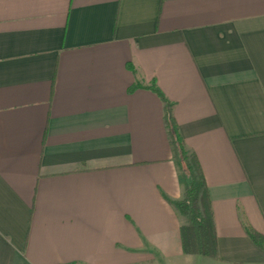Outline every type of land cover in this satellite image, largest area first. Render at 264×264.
I'll return each instance as SVG.
<instances>
[{
  "label": "crops",
  "instance_id": "1",
  "mask_svg": "<svg viewBox=\"0 0 264 264\" xmlns=\"http://www.w3.org/2000/svg\"><path fill=\"white\" fill-rule=\"evenodd\" d=\"M155 87L211 203L185 255ZM264 0H0V264H264Z\"/></svg>",
  "mask_w": 264,
  "mask_h": 264
},
{
  "label": "trees",
  "instance_id": "2",
  "mask_svg": "<svg viewBox=\"0 0 264 264\" xmlns=\"http://www.w3.org/2000/svg\"><path fill=\"white\" fill-rule=\"evenodd\" d=\"M149 90L154 92L163 103V119L169 132L175 158L185 178L183 199L171 202L179 215L187 221L180 228L183 254L218 259L211 203L199 166L194 157H189L185 151L184 140L173 116V105L155 85L150 86ZM241 222L245 235L255 247L264 252V235L255 231L244 219Z\"/></svg>",
  "mask_w": 264,
  "mask_h": 264
}]
</instances>
